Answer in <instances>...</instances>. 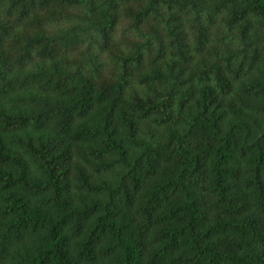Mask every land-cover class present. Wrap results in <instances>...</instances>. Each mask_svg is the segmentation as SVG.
Wrapping results in <instances>:
<instances>
[{"label": "trees", "instance_id": "trees-1", "mask_svg": "<svg viewBox=\"0 0 264 264\" xmlns=\"http://www.w3.org/2000/svg\"><path fill=\"white\" fill-rule=\"evenodd\" d=\"M0 264H264V0H0Z\"/></svg>", "mask_w": 264, "mask_h": 264}]
</instances>
